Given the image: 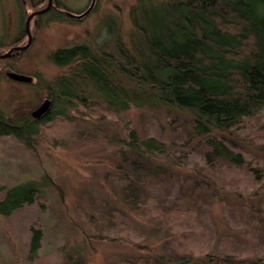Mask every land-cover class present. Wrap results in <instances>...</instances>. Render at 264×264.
Listing matches in <instances>:
<instances>
[{
  "label": "rangeland",
  "instance_id": "374dc122",
  "mask_svg": "<svg viewBox=\"0 0 264 264\" xmlns=\"http://www.w3.org/2000/svg\"><path fill=\"white\" fill-rule=\"evenodd\" d=\"M59 1L77 17L93 7L78 22L39 25L32 19V41L19 55L17 73L30 81H0L5 115H31L47 98L36 74L52 82L66 72L50 59L57 48L100 46L113 39L109 27L121 28L122 39L130 42L136 0ZM22 23L16 0H0V42L18 38ZM21 37L18 47L28 41L26 29ZM36 127L32 145L0 136V200L8 188L26 182L36 181L42 189L35 203L10 216L0 213V264H149L151 253L264 256V180L255 185L248 169L208 157L205 141L192 138L189 114L160 107L113 114L102 104ZM129 127L142 138L165 140L169 150L156 160L130 156L145 175L128 194L119 166L127 151L120 140L128 138ZM228 138L264 177V110ZM157 164L163 168L157 170ZM33 227L42 229L43 238L30 259Z\"/></svg>",
  "mask_w": 264,
  "mask_h": 264
},
{
  "label": "trees",
  "instance_id": "16d2710c",
  "mask_svg": "<svg viewBox=\"0 0 264 264\" xmlns=\"http://www.w3.org/2000/svg\"><path fill=\"white\" fill-rule=\"evenodd\" d=\"M16 2L22 15V35L28 15L45 8L48 0ZM130 16L133 30L128 44L121 28L109 27L113 39H103L97 44L100 46L78 43L53 51L51 61L66 72L52 82L36 74L37 85L46 88L52 101L50 110L40 118L30 114L11 117L0 111V136L14 135L32 145L36 124L72 110L103 104L109 113L120 114L132 108L160 107L190 115L192 138L205 141L208 157L248 169L255 185L263 182L261 167L236 150L228 136L264 110V0H136ZM32 19L39 25L79 20L59 0ZM21 35L9 43L0 42V50L7 52L19 45ZM24 52L19 49L0 56V81H18L12 73L19 72L18 59ZM81 113L88 115L84 110ZM127 133L128 138L120 140L127 148L121 153L126 165L119 169L125 170L129 194L145 175L130 156L156 160L166 156L169 145L155 136L142 138L133 127ZM157 166V170L163 168ZM41 194L36 181L8 188L0 200V213L10 216L35 203ZM42 238V229L33 227L30 259L41 248ZM146 258L149 264H264V256L232 253L182 257L151 253Z\"/></svg>",
  "mask_w": 264,
  "mask_h": 264
},
{
  "label": "water",
  "instance_id": "95a60500",
  "mask_svg": "<svg viewBox=\"0 0 264 264\" xmlns=\"http://www.w3.org/2000/svg\"><path fill=\"white\" fill-rule=\"evenodd\" d=\"M52 1L53 0H49L47 6L45 8H42V9H39V10H35V11L31 12L28 15V17L26 19V23H25V29H26L27 34H28V41H27V43L25 45H23V46H19V47L18 46H15V47H12L10 50H8L5 53H1L0 52V56H2V57L9 56L14 50L25 49L31 43V41H32V33H31V30H30V22H31V19L35 15L47 11L49 9V7L51 6ZM12 76L15 77V78H17L20 81H30V78H26V77L23 78L22 76H17V73H12ZM51 104H52L51 99L50 98H46L37 108H35L31 112L32 117H34V118H40V117H42L44 114H46L48 112V110H50Z\"/></svg>",
  "mask_w": 264,
  "mask_h": 264
},
{
  "label": "flooded vegetation",
  "instance_id": "af4514ba",
  "mask_svg": "<svg viewBox=\"0 0 264 264\" xmlns=\"http://www.w3.org/2000/svg\"><path fill=\"white\" fill-rule=\"evenodd\" d=\"M92 7L93 5L85 11L84 15H80L81 17H78V19H84L87 16V14L91 12Z\"/></svg>",
  "mask_w": 264,
  "mask_h": 264
},
{
  "label": "bare ground",
  "instance_id": "6f19581e",
  "mask_svg": "<svg viewBox=\"0 0 264 264\" xmlns=\"http://www.w3.org/2000/svg\"><path fill=\"white\" fill-rule=\"evenodd\" d=\"M2 53V52H1Z\"/></svg>",
  "mask_w": 264,
  "mask_h": 264
}]
</instances>
